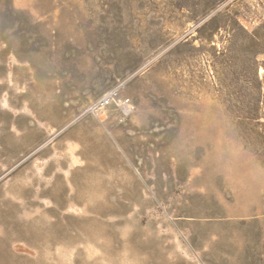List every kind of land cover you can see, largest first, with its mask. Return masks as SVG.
I'll return each mask as SVG.
<instances>
[{
	"label": "rangeland",
	"instance_id": "rangeland-1",
	"mask_svg": "<svg viewBox=\"0 0 264 264\" xmlns=\"http://www.w3.org/2000/svg\"><path fill=\"white\" fill-rule=\"evenodd\" d=\"M0 264H264V0H0Z\"/></svg>",
	"mask_w": 264,
	"mask_h": 264
}]
</instances>
